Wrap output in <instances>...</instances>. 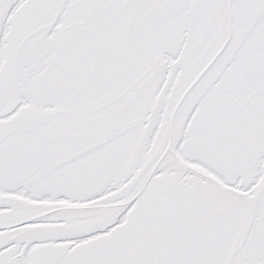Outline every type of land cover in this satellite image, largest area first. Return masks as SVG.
<instances>
[{"label":"snow or ice","instance_id":"snow-or-ice-1","mask_svg":"<svg viewBox=\"0 0 264 264\" xmlns=\"http://www.w3.org/2000/svg\"><path fill=\"white\" fill-rule=\"evenodd\" d=\"M0 264H264V0H0Z\"/></svg>","mask_w":264,"mask_h":264}]
</instances>
